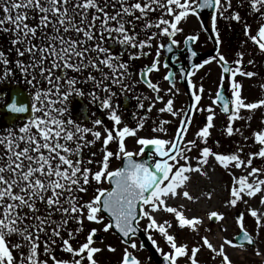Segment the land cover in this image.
<instances>
[{
  "label": "snow or ice",
  "instance_id": "1",
  "mask_svg": "<svg viewBox=\"0 0 264 264\" xmlns=\"http://www.w3.org/2000/svg\"><path fill=\"white\" fill-rule=\"evenodd\" d=\"M253 12L259 13L264 20V0H247ZM243 4V0H241ZM232 0H0V31L11 33V45L18 59L15 62L6 58V53L0 50V64L4 66L0 80L9 78L13 74V67L22 73L26 82L33 91L32 99L26 107L20 100L9 97L6 107L12 113L31 111L27 122L17 129L9 128L0 134V264H48L47 260L40 259L41 239L43 252L52 260L53 264H98L94 254L101 249L93 246V238L97 229L90 230L86 242L79 248H73L68 239L61 237V231L69 221L79 225L76 232L82 231L83 221L102 223L105 219L101 213H107L109 221L103 224V230L115 228L122 235L127 247L123 250L120 264H141L137 256L129 248L137 249L134 239L141 230V220H147L143 232L148 234V240L155 251L162 256L163 264H199L197 246L189 249L185 243H178L175 234L169 232L172 224L168 220L158 221L155 213L165 211L173 214L180 228H189L193 231L201 223L199 217L188 218L182 210L167 203L168 199L179 195L188 200L193 197L187 190H183L190 179V173L196 172L206 175L203 166L209 164V158L229 171L231 186L226 204L236 206L238 202L248 203L245 197L253 198L258 194L260 204L264 205V167L253 166L255 158L264 159V129L253 133L254 142L260 145L257 152H250L243 158L242 147L236 152L221 154L214 152L210 147L199 149L197 157H190L196 140H185L191 116L186 115L180 120V126L171 139L160 137H137L140 145L138 152L126 149L125 138L136 137L142 127V120L136 128L127 125L105 128L103 146L105 152L99 170L93 172L86 165L93 163L83 158V148L91 145L93 140H86L85 136L91 133L94 139H100L101 132L88 127H82L73 119H65L68 112L66 103L71 95L83 96L84 92L78 85L91 82L93 90L88 93L93 102H99L101 109L109 111V119L114 126L120 125L122 118L117 114L111 100L115 93L108 81L120 85L121 90L128 87L124 80L130 76L129 64L109 46L121 49H139L140 53L129 51V60L147 55L144 48L152 47V40L167 36L170 43L158 44L156 57L160 56V49L173 51V45L178 41L173 37L182 31L178 24L189 14L199 15L200 10L213 9L211 14L212 32L216 34L217 17L240 21L238 12L233 10ZM111 9V10H109ZM161 11V16L155 21L150 20L149 14ZM138 13V15H137ZM165 15L171 17L165 18ZM31 21V23H30ZM137 21H143L137 29ZM156 28L158 31H151ZM250 25L245 24V34H249ZM143 32L146 39H139ZM198 37L189 35L185 39L195 42ZM249 39L264 52V23H261L255 35ZM190 57L197 56V52L189 47ZM240 59L234 61L236 67L229 66L226 58L217 52L213 57L222 64L224 73L232 77L237 74L246 77L255 75L251 71L245 72L240 65L244 53H237ZM27 56V61L23 58ZM175 60L176 58L173 57ZM210 61L205 59L203 64ZM249 64L253 61L249 60ZM159 60L154 59L150 66L143 70L144 82L147 87L159 93V86L147 78L148 73L158 70ZM202 64H192L193 69L202 67ZM167 67V65H165ZM107 69L108 71H105ZM87 71V76H81ZM184 73L183 67L180 69ZM93 72L99 73V76ZM192 72H187L191 77ZM165 79H169L168 76ZM190 88H195L191 80ZM264 88V85H261ZM242 85L235 80L231 83V95L225 97L217 92L213 101H219L221 111L228 114L226 132L232 135L240 132L233 128V121L243 119L241 109L255 110L264 107V99L256 102H246L241 93ZM99 90V91H97ZM170 91V90H169ZM99 92H103L101 98ZM203 87L193 92L192 99L200 101ZM156 99H162L159 95ZM173 100L169 99L160 112L167 111L172 116L178 113L173 110ZM143 107V104L140 105ZM231 106V109H230ZM201 109L192 105L191 112ZM210 113L206 124L197 133L196 137L206 144L210 135L209 129L213 126L214 113L209 106ZM246 119L250 120L251 116ZM168 121L162 120L160 126L153 129L164 133L163 125ZM94 125H101L102 120L96 119ZM245 140L248 137H244ZM113 140L118 142V151L107 150V145ZM149 146L154 151L148 153L149 159H135L134 156L145 154ZM167 146V147H166ZM93 156L95 153L92 154ZM160 157L156 159L155 157ZM115 157L122 161L121 167L109 170L110 158ZM195 160V165L192 160ZM150 161H152L150 163ZM244 169V174L235 175L233 169ZM250 169V170H249ZM107 179L110 188L98 187L92 199L82 202L80 193L87 192V186L93 181L99 185ZM209 197L211 193L208 194ZM182 207V206H181ZM250 215L255 218L257 228L262 225L264 213L249 207ZM59 217L55 219L54 217ZM223 214L215 211L209 214V219H222ZM243 216L237 217L241 228V240L252 243V237L244 230ZM55 227H52V226ZM156 232L162 236L169 251H164L153 237ZM19 239L13 242L10 237ZM73 235L72 231L68 232ZM61 237V250L71 254V260L57 259L51 252V246L56 244V238ZM203 246H206L215 258H222L221 264H231L225 253L224 244L219 249L202 237ZM224 243L232 244L225 240ZM140 249L144 244L139 245ZM27 249V251H23ZM110 251H115L109 246ZM14 252L16 255H14ZM260 255V252H256ZM18 257V258H17Z\"/></svg>",
  "mask_w": 264,
  "mask_h": 264
},
{
  "label": "flooded vegetation",
  "instance_id": "2",
  "mask_svg": "<svg viewBox=\"0 0 264 264\" xmlns=\"http://www.w3.org/2000/svg\"><path fill=\"white\" fill-rule=\"evenodd\" d=\"M233 10L239 13L241 17L240 21L224 19L219 17V15L217 17L216 29L219 37L218 52L226 58L231 67H236L234 61L240 59L237 53H244L240 67H242L245 72H253L255 75L252 77H246L239 74L232 77L230 73H224L221 62L213 59V57L217 56V53L209 59L210 62L208 64H203V62H201L200 64L203 66L198 69H193L191 67L192 64L199 63V54H203L214 48V42L217 40L216 34L215 37H213L205 29L204 21L200 15L189 14L186 18L182 19L178 24V27H180L182 31L173 37V39L178 41V44L172 46V52H168L166 48L160 49L159 57H156L155 55L157 51L156 46L158 44H169L170 40L167 36L153 39L151 42L152 47L144 48L142 50L143 52H147V55L141 53L139 58L131 60H129L128 56L129 51L140 53L141 50L121 49L119 46L111 45V42L109 41V46L113 47L115 51L121 52L122 58L129 64L130 76L124 80V83L128 85L127 88L121 90L120 85L111 84L110 81L107 82L115 93L112 97L111 103L113 107L116 108L117 114L122 118L121 124L114 126L113 122L109 119V111L101 109L98 101L93 102L91 100L88 95V93L93 90L91 82L78 85V87L84 92V95L81 97L73 94L69 97V100L66 103L68 112L64 117L65 119L71 118L82 127H88L101 132L100 139H94L91 133H88L85 136L86 140H93L91 145H87L83 148L84 160L87 161L92 159L94 161L93 163L86 165L87 167L93 172L99 170L100 164L98 162L102 160V156L106 150L105 146H103L106 127L113 129L114 127L121 126L120 128H122L127 125L136 128L137 124L142 120V127L138 130L137 136L149 138L150 132L159 133V135L162 136L165 132L161 133L153 131V129L159 127L162 120L168 121L163 127L167 129V126L169 125L170 132H172L174 128L178 129L180 126V120L188 115L190 112L189 109L192 105H195L196 108L201 110L196 111L195 108L192 109L191 124L197 119L207 122V116H201V111L208 109V102H213L216 98L217 92L222 89L225 91V94L230 97L231 83L233 80L240 83L242 88L244 87L243 81L247 85V81L250 80L252 81L253 86L258 87V91H255L256 94L261 93L260 91H264V88L261 87V85H264V52H261L258 49V46L249 39L250 35L256 34L259 25L264 23V20L261 19L259 13H255L251 10L247 0H243V4H241V0L238 1L237 6L229 9L225 15H230ZM262 11H264V9H262ZM160 16L161 11L158 10L150 13L148 18L155 21ZM250 16H256L258 22H254L255 20ZM165 18L171 20V17L167 15H165ZM142 23L143 21H137L136 30L138 32L140 31L139 25ZM245 24L250 25L248 35L245 34ZM207 25L212 26L211 16L207 20ZM151 31L158 30L153 28ZM189 35H196L198 37L197 41H189L186 44L185 39ZM11 39V33L0 31V50L6 53V58L15 62L18 57L11 45ZM139 39H146L143 32H140ZM189 47L197 52V56L190 57L187 50ZM173 57L176 59L174 60ZM23 59L27 61V56ZM154 59L159 60L158 70H153L151 73H148L147 78L159 86V93H156L147 87L142 75L145 66H150ZM249 60H252L253 63L249 64ZM165 65H167V67H165ZM10 66L13 67V74L7 79L0 80V134L5 133L9 128L18 130V128L22 126L23 123L27 122L31 116L30 109L25 113H12L6 107L7 103L10 102V96L20 100L26 107L29 105L33 96L32 88L27 84L24 75L15 69L14 63ZM182 67L185 70L184 73H181L180 71ZM3 69L4 66L0 64V74H2ZM105 71L108 70L105 69ZM187 72H192L193 75L188 77ZM93 74L99 76V73L93 72ZM170 74L172 75L171 77L169 76ZM81 76H87V71L82 73ZM166 76H168L169 79H165ZM189 79L195 88L189 87ZM200 86L203 87V92L198 93L201 95V99L196 102L192 99V95L194 91L198 92ZM242 88L241 90L246 89ZM249 90L253 91L250 88ZM99 94L101 98H103L104 93L99 92ZM157 95L162 97V99L157 100ZM169 99L173 100V110L176 111L178 115L172 116V118L168 120V112H160L159 110L166 105ZM141 104H143V107L140 106ZM215 105L221 110L218 102H216ZM98 118L102 120V124L94 125L93 121ZM176 132L177 130L175 131V134ZM107 150L114 153L118 151V142L116 140L111 141L109 145H107ZM93 153H95L94 156L92 155ZM116 162L120 163V160H117L115 157L110 158V164ZM96 186L97 184L93 181L87 186V188ZM54 218L59 219L58 216ZM52 227L55 226L53 225ZM77 227H79V225L70 220L67 226L61 231V237L68 239L73 248H79L81 244L86 242V238L89 234L88 229L84 227H82V231L76 232L75 230ZM69 231L73 232L72 236L68 235ZM61 237L56 238L57 242L51 246V252L57 259L71 260V254L61 250ZM99 237H101V234L95 233L93 242ZM10 238L19 239V237L15 235ZM45 238L41 239L40 249H42L44 255H47L43 252V239ZM134 238H137L141 242L138 236H135ZM23 251L26 252L27 249H23ZM47 257L48 264H53L50 257L48 255ZM83 264H87V261L85 260Z\"/></svg>",
  "mask_w": 264,
  "mask_h": 264
},
{
  "label": "rangeland",
  "instance_id": "3",
  "mask_svg": "<svg viewBox=\"0 0 264 264\" xmlns=\"http://www.w3.org/2000/svg\"><path fill=\"white\" fill-rule=\"evenodd\" d=\"M238 1L240 0H232V8L237 6ZM250 17L255 20L254 22H258L256 16ZM243 85V88L246 89L241 90V93L242 97L246 99V102H256L259 99H264V91H260L261 93L256 94L255 91H258V87L253 86L252 81H247V85L243 81ZM249 88L253 91H250ZM207 105L208 107H212L214 113L213 126L209 129L210 135L207 137L205 144L203 140L196 137V133L205 126L206 122L197 119L191 124L184 137L185 140H196L197 142L192 151L188 153L190 157H197L199 155V149L204 146H208L214 152L221 154L234 153L238 147H242L243 152L241 153V156L245 159L247 158L248 153L257 152L259 150L260 145L254 142L253 133L264 129V107L255 110L241 109L240 115L245 118L233 121V128H239L240 132L234 131L232 135H228L226 132L228 117L212 101H209ZM209 114L210 113L206 109L201 111V116H208ZM248 116H251L250 120L246 119ZM171 118L172 115L168 113L167 119L169 120ZM176 130L177 128H174L172 132H170L168 125L165 134L160 136L159 133L150 132L149 138L160 137L171 139L175 136ZM137 137L139 136L125 138L127 150L133 152L139 151L140 145L136 143ZM244 137H248V139L245 140ZM210 159L211 163L209 167L203 166L204 171L207 173L206 175H201L196 172L189 174L190 179L186 182L184 190H187L190 193L193 197L192 200H188L183 197V195L167 200L169 205L178 207V209L182 210L188 218L193 215V210H203L202 214L198 213L196 216L201 220L197 229L193 231L187 227L180 228L174 215L165 211H160V218H155L161 222L164 220L171 222L172 227L169 229V232L175 234L178 243L187 244L189 249L193 246L200 248V251L197 254L199 264H221L222 260L219 256L213 258L214 254L206 246H203L202 237H207L217 250L221 244H224L225 253L228 255L231 264H264V226L257 228L255 218L252 217L248 211L249 207H251L256 209L258 213H264V205L260 204L259 194L253 198L245 197L244 199L248 201L247 204L243 202H238L236 206H229L226 204V200L229 198L231 174L229 171L219 166L214 158L210 157ZM191 162L193 165L196 163L194 159ZM119 165V162L110 164L109 170H113L119 167ZM253 166L264 167V159L255 158L253 160ZM233 171L236 176L244 174L243 168L233 169ZM98 187L108 188L106 179L102 184H99L96 187H89L87 188V192L80 193L79 195L82 197V202L92 199L96 194V189ZM179 191L182 192V189ZM209 193H211L210 197L208 195ZM213 211L223 214L222 219H209V214ZM240 215L243 216L242 223L244 225V230L248 231L255 239L256 243L254 245H240L235 242V238L241 233V228L237 223V217ZM108 221L109 220L106 217L102 223L91 222L85 219L83 221V227L88 229L89 232L91 229L95 228L97 229L96 233L101 234V237L95 239L93 242V246L101 249V251L94 254V258L98 264H120L123 250L127 245L113 232L112 229H109L108 231L103 230V224ZM146 223V219L141 220V229H143ZM262 225H264V217H262ZM152 235L164 251H169L168 246L165 244L159 233L153 232ZM10 239L13 242L17 241L16 238ZM134 239L138 247L137 249L129 248V251L137 256L141 261V264H155L150 257L149 252L145 248H139L141 242L137 238ZM213 239L218 242L215 243ZM225 240L232 241V244L224 243ZM109 246L114 248L115 251H110ZM257 251L260 252V255L256 254ZM14 255H16L15 252ZM158 255L162 257L160 253H158ZM40 259L48 261V257L42 253V249H40ZM179 264H184V260L181 259Z\"/></svg>",
  "mask_w": 264,
  "mask_h": 264
},
{
  "label": "water",
  "instance_id": "4",
  "mask_svg": "<svg viewBox=\"0 0 264 264\" xmlns=\"http://www.w3.org/2000/svg\"><path fill=\"white\" fill-rule=\"evenodd\" d=\"M212 11L213 9H203V10H200V17H202L203 21H204V25H205V29L208 31V33L210 35H212L213 37H215V33L212 32V26H208L207 25V20L209 19V17L211 16L212 14ZM218 46H219V42H217V40L214 42V48L208 52H205L203 54H199L200 55V58H199V63L200 64L201 62H203L205 59H209L211 57H213L217 51H218ZM170 77L172 76L171 74L169 75ZM221 94L224 95L225 97H228L226 94H225V91H221ZM230 109H231V106H230ZM188 115L191 116L192 118V111L188 113ZM228 115V114H227ZM190 125V124H189ZM188 125V127H189ZM154 151V148L152 146H149L148 148L145 149V155L139 159H149V156H148V153ZM158 157V156H157ZM135 159H138L134 156ZM160 157H158L159 159ZM138 159V160H139ZM152 161H150L151 163ZM123 166L122 165V161H121V164H120V167ZM108 181V180H107ZM109 183V181H108ZM110 185V183H109ZM111 187V185H110ZM105 214L107 217V213H103ZM109 218V217H108ZM113 230L120 236V238H122V240L124 241L125 238L122 237V235L118 232V230H116L114 227H113ZM250 235V234H249ZM136 236H138L141 240H142V243L144 244V247L147 248L150 253H151V257L153 258V260L157 263V264H163V260L160 259L158 257V254L157 252L155 251V248L151 245L150 241L148 240V237L146 236V234L140 230L137 232ZM241 234L237 237L236 241L239 243V244H250V245H253L254 244V240L252 239V243H249L247 241H243L241 240Z\"/></svg>",
  "mask_w": 264,
  "mask_h": 264
},
{
  "label": "bare ground",
  "instance_id": "5",
  "mask_svg": "<svg viewBox=\"0 0 264 264\" xmlns=\"http://www.w3.org/2000/svg\"><path fill=\"white\" fill-rule=\"evenodd\" d=\"M155 158L158 159L157 157H155ZM210 163H211V159L209 158V164H208V165H204V166L209 167ZM183 190H184V189H182V191H183ZM202 212H203V210H201V209H196V211L193 210V215L190 216L189 218L196 217V216L198 215V213H199V214H202ZM160 214H161L160 211L157 212V213H155V217H159V218H160ZM213 241H214V239H213ZM214 242L217 243L218 241L215 240Z\"/></svg>",
  "mask_w": 264,
  "mask_h": 264
}]
</instances>
